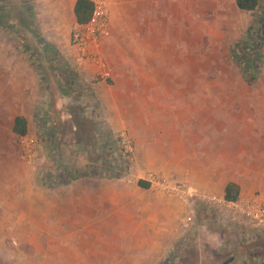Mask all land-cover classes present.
Listing matches in <instances>:
<instances>
[{
  "label": "crops",
  "instance_id": "0c3cea01",
  "mask_svg": "<svg viewBox=\"0 0 264 264\" xmlns=\"http://www.w3.org/2000/svg\"><path fill=\"white\" fill-rule=\"evenodd\" d=\"M75 1L30 0L29 3V0H23L22 8L29 10L33 34L52 44L46 50L54 51L51 53L53 56L58 53V58L61 57L54 59L58 65L62 68L74 65L76 72L72 71L70 77L68 75L64 78L65 85L74 80L75 83L86 86V89L91 87L101 102L105 95L108 96L109 106L115 109V113L123 114V117L115 118L114 127H127L134 145L139 143L144 146L140 149L138 160L150 164L140 169H153V163L158 160L171 163L172 168H177L175 173L178 177L191 178L188 179L189 183L198 184L200 190L199 193L196 191V197H199V202L192 198L189 203L183 204L167 194L153 192L149 185L139 186L138 181L132 184L119 181L118 177L121 175L113 177L117 182L109 180V184L103 186V181L99 185L97 182L93 183L94 186L91 185V177H81L67 184L58 183L53 187L34 183L30 170L35 166L32 164L31 168L23 158L24 149L19 145V136L13 132V125L15 117L20 115L27 121V132L35 130L34 106L40 94L39 79L33 63L25 57L19 42L12 45L3 32L0 34V223L7 222L5 209L9 208L10 200L31 202L33 215L40 220L47 211L51 219L48 224L56 226L72 224L71 218H75L77 212L84 217L85 209H90L96 218V224L91 226L93 232L84 235L79 233L82 244L94 241L95 245L92 247L97 255L104 249L102 242H105L107 236H111L113 243L110 249L122 251L119 254L128 257L130 262L137 264L138 260V264H156L168 255L174 240L185 238V234H179V230L175 231L174 227L180 217L190 215L192 220L186 224L187 227L184 224L183 228L187 231L188 239L196 244L199 264H204L208 258L218 262L225 247L240 248L243 241H254L256 250H252L250 246L241 249L239 253L243 255L242 264H264L263 250L255 252L260 248V242L255 239L264 238V224L254 226L248 221L235 219L230 211L223 209L215 211L219 215L220 224L214 227L207 223L200 226L196 224L195 209L200 202L206 204L200 198L204 192L224 199L225 186L230 182L239 187L237 199H246L254 190L264 191V121L249 116L251 113L262 115L264 101L261 99L253 104L250 99L247 100L257 96L258 90V93L264 94V90H242L240 95L247 98L239 101L233 115L231 112L222 115V108L218 105L207 108L204 105L203 109H207L204 115H208L204 118L200 116L199 106H183L177 98L168 99L169 94L175 97L183 93V90L167 89V81H182L184 75L188 81L194 80L193 70L183 72L184 75L180 72L182 65L193 64L194 49L199 51L200 18L205 16L200 13V0H105L109 10L107 32L100 43L90 45V49L103 62V70L107 71L108 76L100 75L103 70L100 71V65L95 61L78 59L79 54L71 42V32L79 25L74 14ZM209 1L213 11L206 14L208 21L205 27L211 43L219 33V37L226 39L225 42L237 45L243 55L235 53L234 58L239 62L245 80H261L258 74L260 65H264V0H258L255 7L258 11L253 20L251 17L248 21L246 18L239 19L244 29L238 33L230 29L232 21L222 8V3L207 0L206 4ZM232 1L238 12L243 11L236 6L235 0ZM174 2L175 5L179 2L180 8L172 7L171 3ZM142 3L150 7L148 10H152L150 21L144 22L147 26L138 22L141 12L145 13L147 9ZM169 15L172 19L168 21ZM169 33L175 37H169ZM184 33L189 35L187 38L190 41L183 40ZM198 55L197 53V57ZM174 68H177V72ZM105 77L109 78L105 80ZM251 78L252 81H249ZM261 96L259 95L260 98ZM122 97L129 100L124 102L123 99L120 103ZM136 97L144 100L138 99V105L133 100ZM192 102L194 103L193 100ZM202 119H206L209 125L203 129L197 123ZM168 124L172 126L167 127ZM215 127L221 130V135L208 134ZM175 138L180 139V148L174 150L176 156L172 158L167 156L169 151L162 144L167 139L169 142ZM201 139L204 144L202 153L207 154L205 158L199 155ZM248 142H252L251 148H248ZM239 154H246V157L241 159ZM243 161H251L247 162L245 169H242ZM254 161L261 162L260 166L257 165L256 168ZM128 165L123 171L130 173L131 170L132 173V167ZM163 166L160 165L162 173ZM133 170L137 171L136 165ZM253 175L257 176V181L250 180ZM138 180L149 182L143 177ZM43 201L47 204L42 208L45 211L41 210L40 203ZM105 208L113 211V216L118 219L106 238L108 230L99 220L100 217L103 218ZM74 247L76 246L73 245L72 248ZM229 252L226 264H230V259L235 256L231 250ZM103 254L109 255L102 251L99 256Z\"/></svg>",
  "mask_w": 264,
  "mask_h": 264
},
{
  "label": "rangeland",
  "instance_id": "374dc122",
  "mask_svg": "<svg viewBox=\"0 0 264 264\" xmlns=\"http://www.w3.org/2000/svg\"><path fill=\"white\" fill-rule=\"evenodd\" d=\"M25 2H28V0H25ZM199 2L200 13L205 14L204 17L200 18L199 51L197 52L194 49L193 64L182 65L183 69L182 72H180L183 74V72L186 73L187 70H193L194 80L188 81L187 77L183 74L184 76H182L184 77V80L182 81H167V89L175 88L177 90H183V93H179L175 97H172L169 94L168 99L173 100V98H177L179 104L183 106H199L201 108L200 116L203 118L208 116L206 113L204 115V111L207 110L203 109L205 106V108H207L218 105V107L222 108V115H226L229 112L233 115L239 106V101L245 98L240 95L242 90H264V65H260L259 68L260 72L258 75L261 76V80L247 82L241 72L238 64L239 62L234 58V54L236 53L240 56L242 50L240 51L237 45H230L231 43L229 41L225 42L224 40L226 39L222 36L219 37V33L215 35L216 40L211 43L205 25L208 21V16L206 14L213 11L210 9L212 4L211 1L206 4L207 0H200ZM215 2L218 4L219 2L222 3V8H224V11L230 15L229 19L232 21L230 29L237 33L239 30L244 29L240 20L246 18V21H248L250 20V17L252 19L254 14H256V11H258V9L254 8V11L251 12H245L244 10L238 12L232 0H215ZM22 3L23 0H0V34L5 32L7 40L11 41L14 46L19 42V45L22 46L25 57L33 63V68H35L36 71L35 74H37L36 77L39 79L40 94L34 106L36 128L35 130L31 129L27 132L26 138L29 144L25 145V151H23V158L26 163L31 168L33 167L32 164L35 166L30 170L33 182L46 187V184L44 185L43 181L46 180L48 182V179H46L48 173L53 176V182H57L60 179L59 175L61 173H64L67 170L68 172H71L75 169H82L86 171L89 170L92 174L89 177L93 179L90 182L93 186V183L96 182L98 184L103 181L102 186L108 185L109 180L117 182V179L113 177L120 175L121 177H118V180H124L127 184L136 183L138 179L143 177L149 181V186L153 192H162L167 194V196L173 200L183 202V204L190 202L191 199L182 201L175 193L164 189L161 183L152 180L153 178H160L165 179L170 184L184 185L190 190V192L195 194L193 200L195 199L198 203L199 197L198 199L196 197V193H199L200 190L198 184L189 183L188 179L191 178L187 179L178 177L175 173L177 168H172L170 166L171 163H165L163 160H158L155 161V164L152 162L155 168L149 170L146 169L144 171L140 169L145 165L150 164V162L138 160L141 154L140 149L144 146H140L139 143L134 145L133 139L129 136V130L127 127H114L116 125L114 123L115 118L123 117V114L121 112H114L115 109L109 106V100H107L109 98L108 96L105 95L104 100L101 102V100L95 96V92L91 87L86 89V86L83 87L81 84L74 83L71 89L66 88L64 78L68 75L70 77L72 71L76 72V69H73L75 68L74 65L68 67L64 66L63 68L58 65L57 60L54 59H60L61 57L58 58V53L56 56H53L51 53H54V51L51 52V50H46V47L50 48V45L52 44L33 34L30 22L31 17L28 14L29 10L26 11V7L22 8ZM171 4L173 5L172 7L178 8L181 5V1L180 5L179 2H177V5H175V2ZM141 5L147 9L145 13L141 12V17L138 22L140 25L147 26L144 22L146 20L150 21L151 17L149 15L152 10H148L150 7L146 6L144 3ZM216 14H218V12H216ZM170 19L172 18H170L169 15L168 21ZM128 21L130 22V19ZM224 28L227 29V26H224ZM171 35L172 37H175V35L171 33H169L168 36L170 37ZM188 36V34L184 33L183 40L190 41V38H187ZM235 43L236 42H234V44ZM211 44L213 45V48H211ZM215 44L216 47H214ZM169 52L167 51V57ZM197 53L199 54V57H197ZM188 54H190V52ZM174 69L177 72V68ZM108 78L109 77H105V80ZM117 88L119 87L117 86ZM258 91L257 96L250 98L246 97L247 100L250 99L253 104L261 99L264 101V94L258 93ZM259 95H262L261 98ZM123 99H125L124 102L129 100V98L122 97L120 98V103L123 102ZM138 99L144 100L141 97H136L133 99L136 101V104H138ZM122 107L125 108L124 105H122ZM135 108H138V106ZM249 116L252 117V119H261L264 121V113L262 115L251 113ZM40 117L45 118L43 125L46 127V133L43 134L51 137L54 142L51 150L48 147L49 141L47 142L42 131L38 129ZM205 122L207 123L206 119H202L197 123L201 126V129H203L204 127L209 126L208 123L206 124ZM171 126V124L167 125V127ZM107 132L114 134L113 136L116 139L115 140L112 137L113 140H115L114 142H116L114 146H109L105 143L107 139H104L103 135ZM220 132L221 130L216 129L215 127L214 130H209L208 134L219 136L221 135ZM260 139L261 138H259V140ZM122 140L127 145L126 149L121 144ZM179 140V138H175L170 139L168 142L167 139L166 143L162 144L165 147V150L169 151L167 156L172 158L176 156L175 151L180 148ZM251 145L252 142H248V148H251ZM203 148V139H201L199 155L202 158H205L207 154L202 153ZM245 155L246 154H239V157L243 159L246 157ZM211 156L212 154L210 157ZM247 162L251 161H243L244 167L242 169L247 168ZM260 164L261 162L254 161V166L256 168L257 165L260 166ZM127 165L132 167V173L131 170L130 173H125L123 171V168L127 167ZM134 165H136L137 171L133 170ZM160 165H164L163 173L160 169ZM252 171L255 172L253 168ZM250 180L257 181L258 178L253 175ZM204 193L207 196H215L208 192ZM255 194L264 195V191H259V189L254 190V192H252L251 195L246 196V198ZM200 198L204 200L206 204L200 202V205H197L195 209L196 224L200 226L207 223L208 226L213 227L220 224L219 215H217L215 211H222V209L227 210L225 207L220 206L219 203L221 202V199L215 196L216 203L213 204L202 197ZM85 204L87 205V203ZM201 204L204 206H201ZM40 205L41 210L45 211L42 208L47 206L46 202L43 201ZM8 206L9 208L5 209L8 217L7 222L5 221L7 224L0 223V264H135V262H130L128 257L120 255V250L116 248L115 251L110 249L113 241L111 240V236L107 235L115 226L118 219L113 216L114 212L109 211L107 208L104 209L105 214L103 215V218L100 217L101 219H99L102 221L101 224L104 225V228L108 230L105 235V238L107 236V239L105 242H102V244H104V249L96 255L94 247H92L95 245L94 241L82 244L79 239V233H83L84 235L85 233L93 232L91 226L96 224V218L94 217V214L92 215L90 209L87 211L86 209L85 211L83 210L85 212L84 217L77 212L75 218H71L72 224L56 226L55 224H48L50 217L48 216L49 214L47 211L45 212L44 218H41V220L34 216L31 202L26 200H10ZM116 210H118V208L114 211ZM90 215H92L93 218H91ZM185 220L186 216L180 217L174 227L175 231L179 230V234H182L183 232L185 238L182 237L183 239H181L180 237L177 240H174L172 242L173 244L170 246L168 255L161 258L156 264H199L197 259L199 257V251L196 244L193 243L194 241L188 239L189 236L186 234L187 231H184L185 227L183 228L184 224L186 226ZM194 232H196V230ZM69 236H71L72 239H70ZM255 240L260 242V248L255 252L263 250L264 254V238L261 240L257 238ZM253 242L243 241L241 242L240 248H230L227 246L225 247L226 249H224L225 251L221 253L222 258L218 262L212 261V259L208 258L204 261V264L228 263L227 255L230 254L229 250L235 255L230 259L229 263L242 264L243 255L239 252L241 249L249 246L253 248L252 250H256V244ZM73 245L76 247L72 248ZM102 251L109 255L104 256L103 254V256H99L102 254ZM213 252L216 254V251ZM120 253H122V251H120ZM138 263L140 262L137 260V264Z\"/></svg>",
  "mask_w": 264,
  "mask_h": 264
},
{
  "label": "built area",
  "instance_id": "2783aa9c",
  "mask_svg": "<svg viewBox=\"0 0 264 264\" xmlns=\"http://www.w3.org/2000/svg\"><path fill=\"white\" fill-rule=\"evenodd\" d=\"M93 8L89 20L71 32V42L78 52L79 60H93L100 65V71L104 69L103 62L99 59L98 55L91 51L90 45H97L100 43L103 35L107 32L109 10L108 4L105 0H92ZM102 76H108L106 70L100 72ZM26 135L19 136L18 142L22 149L25 151V145H28ZM121 144L127 148L126 143L122 140ZM166 190H170L177 195L182 201L192 199L195 195L190 192L188 188L180 184H170L165 179L153 178ZM150 180V181H152ZM203 199L213 204L216 203L215 196L201 195ZM222 202V203H221ZM220 206L225 207L230 211L234 218L241 221H248L254 226H261L264 224V195L255 194L246 199H235L227 201L221 199ZM192 220L190 215L186 216L185 223Z\"/></svg>",
  "mask_w": 264,
  "mask_h": 264
},
{
  "label": "trees",
  "instance_id": "16d2710c",
  "mask_svg": "<svg viewBox=\"0 0 264 264\" xmlns=\"http://www.w3.org/2000/svg\"><path fill=\"white\" fill-rule=\"evenodd\" d=\"M236 6L240 9L243 10H252L254 9L257 4H258V0H235ZM92 8H93V1L92 0H76L75 1V5H74V14L76 17V21L77 24L81 25L86 23L92 13ZM255 77V76H254ZM249 81H252V79H249ZM74 80H72L71 84L68 83L66 84V88L70 89L71 86L74 84ZM35 115V114H34ZM45 118L40 117L39 120V125H38V129H40L43 133H46V127L45 125H43V121ZM45 128V129H44ZM13 132L16 133L18 136H22L25 135L27 133V121L25 119V117L23 116H16L14 119V125H13ZM44 135V134H43ZM114 134H110V133H106L103 135L104 139H107L105 141V143H107L109 146L111 145H115L116 142H114L116 139L113 136ZM47 139V142L49 143L48 147L51 150V147L53 146V141L51 139V137L46 136V134L44 135ZM115 140H113V138ZM58 161V160H57ZM65 168V167H64ZM92 174L90 173L89 170H82V169H75L71 172H68V170L64 173H61L59 175V180L57 182H53V176H51V174H47L46 175V179H48V182L45 180L43 181L44 185L46 184V186L48 187H53L58 183H70L73 180H76L78 178L81 177H89ZM138 185L142 186V187H147L149 185V182H146L145 180H138ZM238 192H239V187L237 184L235 183H228L225 186V193H224V199L227 201L230 200H235L238 198Z\"/></svg>",
  "mask_w": 264,
  "mask_h": 264
}]
</instances>
